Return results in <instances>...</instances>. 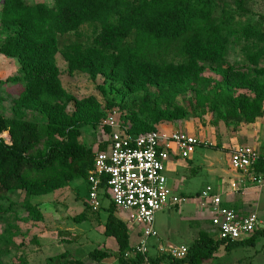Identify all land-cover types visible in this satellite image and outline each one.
I'll use <instances>...</instances> for the list:
<instances>
[{"label": "rangeland", "instance_id": "374dc122", "mask_svg": "<svg viewBox=\"0 0 264 264\" xmlns=\"http://www.w3.org/2000/svg\"><path fill=\"white\" fill-rule=\"evenodd\" d=\"M4 1L0 0V44L12 32V28H8L2 21ZM22 1L29 5L41 3L56 13L66 14L60 0ZM200 1L206 3L209 0ZM68 2L71 3L66 1L63 5L65 9ZM212 2L216 21H221V15L224 14H229L235 20V30L232 33L223 31L219 45L201 42V47L216 52L218 59H207L202 52L195 53L192 57L189 52L191 48H186L182 43L184 38H181L160 61H165L164 66L172 65L171 68L198 70L210 80L208 85L191 83L179 88L177 92L167 93L175 107L184 108V116L174 120L161 119L154 122L142 111L141 103L145 91L138 88V59H132L129 64L127 75L132 77V86H127L126 90H121L119 82L102 74L92 78L88 72L70 68L67 61L70 54H92L98 60H104L103 62L117 57L96 44L95 37L102 31L100 23L91 24L81 19L67 24L60 18L56 23L47 25L48 39L55 38L56 42L54 58L65 90L62 102L67 112H78L77 104L88 100L102 114L97 121H88L86 118V123L80 127L78 139L84 146L96 152L108 137L102 120L112 109L110 104L113 101L122 113L119 119L129 127L133 124L130 117L136 115L152 127H161L168 131L184 130L207 142L204 145L207 148L197 147L193 161L196 168L173 172L170 170L167 173L170 178L169 185L176 189L179 184L176 193L188 201L177 206L168 205L156 213L155 228L158 237L150 240L154 244L161 239L162 242L168 240L176 245L191 247L199 238L201 230H206L208 225L212 227L203 216L204 209L199 205L198 193L206 189L208 184L213 189L221 190V178L218 181L217 179L223 168L231 169L229 156L233 147L249 145L264 154V109L255 122L248 123L236 115L232 104L228 103L231 94L247 93L253 96L257 89L264 88V45L243 33V28L250 23H256L264 29V0H244L243 3H238L237 0ZM76 3L74 1V6ZM78 46L79 53L76 52ZM19 69L17 57L0 53V113L9 118H22L43 126L46 123L43 114L33 106L23 103L27 81L23 80ZM226 76L228 86H225V90L217 88V81ZM214 101L221 103L218 110L213 108ZM1 136L7 144H12L10 130H4ZM59 139L61 142L67 140L66 137ZM46 144L47 141H41L35 152L43 149ZM210 164L216 166L217 171H210ZM176 178H183V182H175ZM230 187H233L231 182ZM258 194L254 209L264 221V187ZM26 198V192L20 189L0 191L1 264H20L22 261H27V264H72L75 258H88L89 251L95 248L102 247L114 252L117 250V243L114 245L113 240H106L103 233L108 212L106 208L99 211L92 209L89 202V184L85 177L71 180L67 186L51 192L34 195L32 201L39 203L35 212L23 206ZM103 204L108 205V201L105 200ZM196 211L201 214L194 215ZM116 214L126 222L130 242L136 243L139 238L135 223L121 209H117ZM105 240L109 244L107 248L103 245ZM64 252L68 253L66 258H53ZM103 264H119V261L113 256ZM199 264H264V236H259L252 246L236 245L229 251L222 244L213 252L211 258H206Z\"/></svg>", "mask_w": 264, "mask_h": 264}, {"label": "trees", "instance_id": "16d2710c", "mask_svg": "<svg viewBox=\"0 0 264 264\" xmlns=\"http://www.w3.org/2000/svg\"><path fill=\"white\" fill-rule=\"evenodd\" d=\"M66 1H71L68 2L67 9L63 6ZM74 1L77 2L75 6ZM212 1L60 0L63 10L66 11V14H62L41 3L29 5L22 0H5L2 21L8 28H12V32L0 44V53L17 57L19 72L23 80L27 81L23 103L39 110L46 123L38 126L36 122L9 118L0 113V191L10 188L25 191L27 198L23 206L35 212L39 203L32 201L34 195L65 187L71 180L81 177H85L87 181L89 170L94 164L96 152L79 141V129L86 123V118L88 121H97L102 114L98 107L93 108L94 103L88 100L77 104L78 112H67L62 102L65 90L54 58L56 42L55 38L48 39L47 25L56 23L60 18L67 24L81 19L91 24L100 23L102 31L95 37L96 44L117 57L103 62L104 60H98L97 56L92 54H70L67 57L70 68L88 72L92 78L102 74L119 82L121 90H126L127 86H132V77L127 75L129 64L132 59H138V88L145 91L141 103L142 111L154 122L161 119L174 120L184 116V108L175 107L167 93L177 92L179 88L191 83L208 85L210 80L198 70L171 68L172 65L164 66L165 61H160L181 38H184L182 43L186 48H191L189 52L192 57L195 53L202 52L206 54L207 59H218L219 55L202 48L201 42L219 45L223 31L232 33L235 30V20L229 14H224L221 15V21H216ZM243 33L264 45V29L256 23L246 25ZM76 52H80L79 46ZM227 79L226 76L217 81V88L225 90V86H228ZM228 103L232 104L236 115L245 122L253 123L263 113L264 88L257 89L253 96L247 93L231 94ZM220 104L214 101L213 108L218 110ZM110 105V108L116 107L114 101ZM130 118L133 120L132 126L129 127L126 123L124 125L132 134L157 128L138 119L136 115ZM4 130H10L12 144H7L2 138ZM106 131L109 132L110 129L106 127ZM61 137H66L67 140L61 142ZM44 140L47 141L46 146L35 152L37 145ZM104 145L105 143L99 149H103ZM100 199L101 207L98 210L93 207L92 209L99 211L106 208L108 215L105 235L115 238L117 250L114 252L95 248L89 251L88 261L75 258L72 264H100L113 256L117 257L119 264H140V256H125L132 245L130 233L126 222L117 217L118 208L107 193L106 183L101 187ZM105 200L108 205L103 204ZM39 216H42L41 213ZM259 236H264V228L237 242L215 239L212 232L201 230L199 238L188 247L184 258L162 254L152 260L156 264H199L204 259L211 258L213 252L222 244L225 245V250L229 251L236 245L252 246ZM67 256L68 253L64 252L53 258ZM20 264H27V261Z\"/></svg>", "mask_w": 264, "mask_h": 264}, {"label": "built area", "instance_id": "2783aa9c", "mask_svg": "<svg viewBox=\"0 0 264 264\" xmlns=\"http://www.w3.org/2000/svg\"><path fill=\"white\" fill-rule=\"evenodd\" d=\"M120 116L121 111L114 107L102 120L105 129L108 127L110 131L103 142L104 148L97 149L88 173L89 202L95 210L101 207L100 190L106 183L107 193L117 208L128 213L135 223L139 239L126 251V257L140 256V264H156L152 259L162 254L184 258L188 253L186 245L161 241L154 244L150 240L158 237L156 213L168 205H180L184 200L169 185L167 161L172 154L188 159L198 146H206L207 142L184 130L168 131L161 127L132 134ZM263 156L253 146L233 147L230 164L240 175L232 183L233 190L264 187ZM199 197L209 213L215 239L237 242L264 228L256 209L242 211L228 205L222 192L212 186H207Z\"/></svg>", "mask_w": 264, "mask_h": 264}, {"label": "crops", "instance_id": "0c3cea01", "mask_svg": "<svg viewBox=\"0 0 264 264\" xmlns=\"http://www.w3.org/2000/svg\"><path fill=\"white\" fill-rule=\"evenodd\" d=\"M201 147H205V146H201ZM205 148H207V147H205ZM224 156L228 157L226 154ZM194 157H195V153L190 158H188V159H183V158H181L177 154H172L170 156L169 160L167 161L166 174L170 170H172V172H173V170H175V171H181V170H183L184 171V170H187V169L196 168L197 165L193 162L194 161ZM229 164H230V156H229ZM184 167H185V169H184ZM209 167H210V169H209L210 171H217L216 170V166H214L213 164H210ZM230 168H231V164H230ZM225 169L226 168H223L222 169V173L218 176L219 178L217 179V181H218L221 178L222 184H221V187H220L221 188L220 192H222L224 201L228 205H230V206H232V207H234L236 209L242 210V211H247V210H249L251 208H255V206H254L255 205V199H256L257 195H259L258 192L262 188H257V187H245L244 188V187H242L240 189L233 190V188L230 187V182L233 183V181H236V179L240 175L236 171H234L232 168L231 169H228V170H225ZM167 177H168V181L170 182V178H169L168 175H167ZM178 180H179L180 183L183 182V178L182 179L181 178L180 179L179 178H176L175 179V182H178ZM178 186H179V184H178ZM178 186H176V187L178 188ZM207 186H211V185L208 184ZM171 187L173 188L174 192L176 193L177 188L174 189L175 187L173 185ZM176 194L177 195H180L179 193H176ZM200 194H201V192L198 193V198L200 200L199 205H201L202 208L204 209V213H203L204 215L203 216L207 220L210 221L209 213H208L207 209L202 205L201 198L199 197ZM183 201L185 203V202L188 201V199H185L184 198ZM199 214H201V212H199V211H196L194 213V215H196V216H198ZM206 230H208L209 232H211L212 227H209V225H208V227H207ZM103 233L105 235V227L103 229ZM105 238H106V240H111V241L113 240L114 245H115L116 240H115L114 237H112V236H109L108 237V236L105 235ZM106 240L104 241V244H103L105 248L109 247V244H107L108 242H106ZM160 241L162 242L161 239H160ZM163 243H173V242L167 240L166 242H163ZM100 248H102V247H100ZM85 260L88 261V258H86ZM106 260L107 259H105L104 261H102L100 264L105 263Z\"/></svg>", "mask_w": 264, "mask_h": 264}]
</instances>
